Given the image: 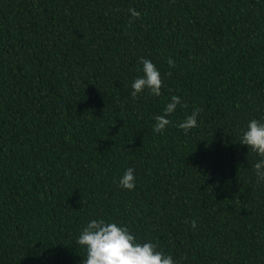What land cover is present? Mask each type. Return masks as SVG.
Instances as JSON below:
<instances>
[{
    "label": "trees",
    "instance_id": "16d2710c",
    "mask_svg": "<svg viewBox=\"0 0 264 264\" xmlns=\"http://www.w3.org/2000/svg\"><path fill=\"white\" fill-rule=\"evenodd\" d=\"M141 57L158 97L129 95ZM171 95L185 106L154 133ZM194 107L198 126L176 127ZM252 118L264 0H0V264H82L96 216L177 264H264L260 157L238 142Z\"/></svg>",
    "mask_w": 264,
    "mask_h": 264
},
{
    "label": "clouds",
    "instance_id": "9594fccd",
    "mask_svg": "<svg viewBox=\"0 0 264 264\" xmlns=\"http://www.w3.org/2000/svg\"><path fill=\"white\" fill-rule=\"evenodd\" d=\"M130 18L139 19L141 13L129 8ZM142 75L136 76L131 82L132 91L129 95L136 98L138 93L147 89L149 95L160 96L162 79L159 69L149 59L139 58ZM169 66L174 61L168 59ZM184 107L179 95H171L164 105L161 114L153 117L155 123L152 126L154 133L163 134L171 123L169 117L175 112L177 106ZM199 108L194 107L191 114L175 126L187 132L198 126ZM240 144L246 145L248 151L255 153L260 158L252 165L257 182H264V120L249 119L246 127L239 135ZM136 184L135 170L128 167L118 179L119 187L132 190ZM195 227V220L192 222ZM75 243L81 246L85 255L82 264H177L171 254L157 249V245L151 240L140 242L122 222L106 219L103 216L90 218L79 230Z\"/></svg>",
    "mask_w": 264,
    "mask_h": 264
}]
</instances>
